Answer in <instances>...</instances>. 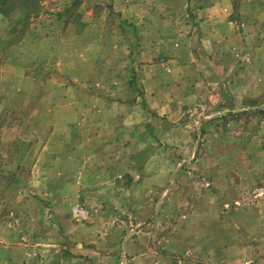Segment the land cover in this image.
Returning a JSON list of instances; mask_svg holds the SVG:
<instances>
[{
    "label": "rangeland",
    "instance_id": "rangeland-1",
    "mask_svg": "<svg viewBox=\"0 0 264 264\" xmlns=\"http://www.w3.org/2000/svg\"><path fill=\"white\" fill-rule=\"evenodd\" d=\"M26 1L5 2L0 64L23 35L26 7L37 13L46 1L43 7L54 21L77 13L91 17L77 8L61 10V0ZM207 1L132 0L128 13L111 8L109 22L132 40L127 42L132 53L147 45L143 34H153V28L139 26L146 13L163 34L162 51L176 49V43L188 46L186 52L201 63L190 73L197 74L200 85L196 102L166 108L158 121H150L141 148L131 146L135 140L127 142L122 164L117 163L123 168L108 172L114 177L103 179V171L93 170L94 162L86 170L85 196L80 197L85 213L78 218L82 229L74 230L78 240L57 237L68 246L64 253L81 240L77 252L84 255L78 263L65 264H176L177 257L202 264H264V0H230L228 19L236 23L237 32L229 31L222 44L204 36ZM146 3L154 8L146 11ZM48 62L51 70L60 66L55 59ZM12 115L3 114L8 120ZM0 148L19 149L7 141H0ZM11 173L0 172V185ZM0 195L11 203L10 189L0 188ZM71 204L51 205L57 213L68 214ZM190 237V249H184ZM183 244L184 252L177 251Z\"/></svg>",
    "mask_w": 264,
    "mask_h": 264
},
{
    "label": "crops",
    "instance_id": "crops-1",
    "mask_svg": "<svg viewBox=\"0 0 264 264\" xmlns=\"http://www.w3.org/2000/svg\"><path fill=\"white\" fill-rule=\"evenodd\" d=\"M5 2L0 0L2 20ZM42 2L37 13L30 6L18 8L26 14L23 35L0 64V141L19 147L12 152L0 148V158L8 156L0 162V172H12L13 177L8 175L0 185L13 193L11 203L0 195V264L78 263L84 255L77 252L81 240L71 254L64 253L68 246L57 237L78 240L74 230L82 229L78 218L85 213L80 203L86 170L94 162L93 170L103 171V179L114 177L108 172L122 167L117 163L122 164L127 142L135 140L131 146L141 148L150 121H158L166 108L196 102L200 85L197 74H190L201 64L197 56L179 43L170 52L162 51L163 34L147 13L139 26L153 28V34H143L147 45L132 53L127 43L132 40L109 22L113 9L128 13L132 0H61V10L77 8L91 17L77 13L55 21ZM144 7L154 8L147 3ZM203 11L207 41L222 44L229 31L237 32L236 23L228 19L230 0H208ZM52 59L60 66L51 70L47 63ZM10 112L13 118L8 120L3 114ZM53 202L72 203L68 214L57 213ZM191 238L177 251L190 249ZM127 241H122L123 248ZM176 264L202 263L177 257Z\"/></svg>",
    "mask_w": 264,
    "mask_h": 264
},
{
    "label": "built area",
    "instance_id": "built-area-1",
    "mask_svg": "<svg viewBox=\"0 0 264 264\" xmlns=\"http://www.w3.org/2000/svg\"><path fill=\"white\" fill-rule=\"evenodd\" d=\"M75 213H77V210H74Z\"/></svg>",
    "mask_w": 264,
    "mask_h": 264
}]
</instances>
